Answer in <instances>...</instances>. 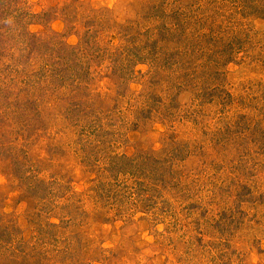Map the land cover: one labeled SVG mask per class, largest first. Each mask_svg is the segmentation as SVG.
<instances>
[{"label":"rangeland","instance_id":"rangeland-1","mask_svg":"<svg viewBox=\"0 0 264 264\" xmlns=\"http://www.w3.org/2000/svg\"><path fill=\"white\" fill-rule=\"evenodd\" d=\"M0 264H264V0H0Z\"/></svg>","mask_w":264,"mask_h":264},{"label":"trees","instance_id":"trees-1","mask_svg":"<svg viewBox=\"0 0 264 264\" xmlns=\"http://www.w3.org/2000/svg\"><path fill=\"white\" fill-rule=\"evenodd\" d=\"M51 36L42 39L34 35L29 38L26 35L23 38V47H26L24 50L26 58L34 56L37 61L43 62L38 70L32 72L34 74L32 75L37 76L38 74L40 81H59L61 85L70 84L78 92L86 88L83 85L81 76L77 77V75L71 73L74 66L81 70L84 68L82 66L83 62L85 61L86 64L88 61L84 58L82 48L76 47L73 49L69 47L59 39V34L52 33ZM18 70H14V72H18ZM83 71L85 73L87 70L84 69Z\"/></svg>","mask_w":264,"mask_h":264}]
</instances>
